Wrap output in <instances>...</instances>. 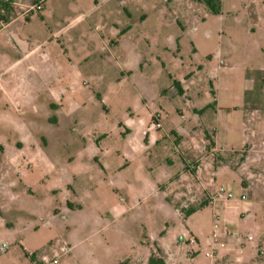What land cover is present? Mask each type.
<instances>
[{"label": "rangeland", "instance_id": "rangeland-1", "mask_svg": "<svg viewBox=\"0 0 264 264\" xmlns=\"http://www.w3.org/2000/svg\"><path fill=\"white\" fill-rule=\"evenodd\" d=\"M47 3L55 9L52 19L41 10L0 32V72L8 70L11 75L29 65L42 66L37 56L23 57L20 52L22 47H34L46 31L40 14L52 24L75 15L70 13L72 0ZM133 3L139 12L149 14V19L122 33L114 53L101 50L97 32L87 20L39 49L52 52L60 67L59 80L53 85L56 97L44 96L26 83L21 102L14 103L9 91L0 88V159L9 157L12 164H18L4 168L0 160V238L10 242L8 251L0 255V264H30L27 251H37L41 261L57 259V264H116L128 255L123 258L127 264H145L146 244L152 250L163 244L198 249L199 243L180 240L189 234L203 246L204 263L193 262L210 264L205 244L220 206L211 202L213 195L205 186L209 184L215 193L221 186L234 187L241 182V173L234 168L241 166L245 155L243 139L239 133L228 136L225 131L230 120L238 125L244 117L247 95L264 92V73L260 71L264 66V0H220L218 14L202 1L201 9L187 11L202 19L194 29L185 19H181L183 25L174 19V12L183 16L186 10L175 0L171 9L161 0ZM156 5L163 6L166 16ZM104 9L102 6L88 20ZM169 34L178 37L177 45L168 40ZM17 35L27 42H18ZM86 46L97 50L92 57L84 58ZM133 49L140 55L134 56ZM74 63L80 64L79 69ZM24 77L33 74L27 72ZM248 89L252 91L249 94ZM215 98L223 106L218 123L221 153L210 152V141L204 138L205 147L201 141L202 148L193 145L187 156L193 163L203 157L198 164L216 165L203 171L204 188L192 177L175 191L156 189L162 182L158 172L167 163L155 161L149 172L141 161V150L152 145V118L164 129H175L181 122L180 112H184L187 124H197L205 114H195L194 108L205 107ZM52 103L57 106H50ZM72 103L78 106L71 108ZM214 111L212 106L206 112ZM209 126L215 127L214 120ZM139 129L149 131L146 141ZM102 134L106 138L98 146L107 147L110 153L98 150L93 157L92 148ZM38 147L53 167L35 160L31 151ZM175 159L182 163L179 156ZM105 162L109 169L103 171L100 165ZM126 162H130L127 168L123 166ZM51 188L54 192L48 190ZM178 192L180 196L175 195ZM246 195V202H238L246 217L238 222L246 244V264H264V200L254 188ZM67 202L81 204L82 209L67 214ZM204 202L208 205L185 216V209ZM225 202L232 203H218ZM250 202L252 208L245 211L244 204Z\"/></svg>", "mask_w": 264, "mask_h": 264}, {"label": "crops", "instance_id": "crops-1", "mask_svg": "<svg viewBox=\"0 0 264 264\" xmlns=\"http://www.w3.org/2000/svg\"><path fill=\"white\" fill-rule=\"evenodd\" d=\"M161 1L163 2V5H166L169 9H171V6H173L174 4V0ZM202 1L203 0H175V2H177L181 7H184L186 10L184 12L182 11L183 16H179V14L174 12V19L178 21L180 20V25H183L181 24V19H185V23H191V28L194 29V27H197L199 25L202 19L198 16L191 14V12L188 13L187 11H192L194 7H198L199 9H201ZM40 2L42 4L41 10L45 12V16L48 19H52V17H54L55 15V9L52 4H44L47 2V0H0V32L11 28L22 18L28 20L33 14V12L24 15L23 11L28 6ZM108 4L109 7L106 8ZM145 5H147V3H145ZM102 6H105V9L100 13H97V15H95L90 20H88L89 17L94 14L97 10H99ZM135 6L133 0H92L90 3H85L83 0H72V10L70 11V13H75V15L73 16V18H71L72 16H69L70 18L66 16V19L70 20H67L66 22L61 20V23L58 22L56 24H52L51 22L47 23L46 20L40 14L39 17L42 18V22H44L46 31L40 36L39 40H37L36 45L34 47H22V49H20V52L22 53L23 57L31 55L37 56V59L42 64V66L36 68L33 65H29L24 71H18L11 75H9L8 70H3L2 72H0V88L3 90L7 89L9 91L8 93L10 99L14 103L21 102L22 97L24 96V84L26 83L34 87L36 90H41L44 96L47 95L50 97H56L58 94L57 90L53 88V85L55 81L59 80L56 74L60 67L57 65V62L53 58L52 52L44 50L39 51V49H41L44 45H46V43H48L52 39L60 36V34H62L63 32L69 30L73 25L77 24L81 20H87V23L90 24V26H92L93 29L97 32L95 35L102 45L101 50H107L109 53H114L115 46L117 45V39L123 37L122 33L131 32L134 27L138 26L139 24H144L149 19V14L145 13L144 11L139 12L138 9L134 8ZM155 9L162 11L164 8L163 6L156 5ZM163 14L166 16L164 10ZM86 37H88V35ZM168 40H174L176 43L175 45H177L178 37H176V35L169 34ZM10 41L13 44L16 43L13 40ZM17 41L21 43L27 42L24 38L19 35H17ZM134 50L135 49H133L132 51ZM35 51H37V55ZM63 51L66 52L67 55H69L67 53V49L64 48ZM74 51L75 49H72V52ZM83 51L84 58H89L92 57L97 50L93 46L89 48H87L86 46L84 47ZM139 55L140 52L138 50H135L134 56ZM119 58L121 59L122 56L120 55ZM20 60L21 58L17 59L15 62H19ZM139 65H137V67H139ZM79 66V63H74V68L79 69ZM260 71L264 73V66L260 68ZM27 72L33 74V77L26 79L24 77V74H27ZM187 77H191V74ZM262 88L264 90V87H261V89ZM181 91V87H178V92ZM249 92H252L251 89H248V94ZM212 94L215 95L214 90L212 91ZM28 97L30 99L31 96L28 95ZM214 101L216 104L214 106L215 111L213 114L211 112H206L208 109L212 108L211 105L213 102L200 109L196 107L194 108L195 114H205V119L202 118L200 120L201 122L197 124H187L184 121V112H180L181 122L178 123L175 129H164L163 125L158 119H156L155 117L152 118V123L154 125L151 129L152 145L151 147H148L145 150H141V161L143 168L148 170L149 172H152L154 170L152 167L153 162L162 159V162L164 160V162L167 163V165L160 169L158 172V174H160L159 177L162 179V182H160L158 188L156 189L162 191L169 188L170 192H172V189H174L175 191V187L177 185L183 183L186 179L192 180V177L196 180L197 184L199 183L198 185L200 186V188H204L206 183L204 184L202 181L201 175L203 171L210 168H214L216 165H208L209 167H207L206 165L201 164L202 162L198 164L199 161L203 159L202 157L200 159L194 160L196 162L194 164L197 167L191 171L189 170L187 164H189V162H192V160L188 161L187 156L189 152L191 153L193 145L199 146L201 148L204 145L205 147V139H208V137L210 136L214 141V146L210 149V152L221 153V130L218 126V123L220 121L219 111L223 109V106L220 105L219 98H215ZM244 105V117L240 118V121L237 123L238 125H234L230 120V122L228 123V130L225 131L226 135L228 136H234L236 133L240 134L241 138L243 139L242 151L245 152L244 158L242 159V163L239 168H234L230 165L225 164L223 165H225L224 167L238 169L241 173L240 184H237L234 187L230 186L234 189L237 196L242 193L246 194L247 190H249L250 188H254L256 191L259 192L260 196L262 197V200H264V92L259 93L258 91H255L252 96L249 97L247 95ZM50 106H57V104L54 105L52 103L50 104ZM74 106L77 107L78 104L72 103L71 108H74ZM213 120L215 123V127L211 128V126L209 125L213 123ZM139 131L140 136H143L146 141V135H149V131L147 132V130L145 129H139ZM103 138H106V135L102 134L97 138V144L95 145V147L92 148L93 157L96 153H98V150L101 153L103 152V154L105 155H108L110 153L107 147L103 146V148H100V146H98L101 145L98 144V142H100ZM197 139H200V141L198 142ZM201 141L203 142V145ZM233 144L234 140L230 142V145ZM129 148L132 151V148ZM235 151L238 150H234V152ZM31 152L34 154L35 160L37 159L40 162L45 161V163H47L49 167L54 166L48 161L49 159L44 156L45 152L42 148L38 147L34 149V151L32 150ZM176 156H179L182 159L181 164L177 163L175 159ZM0 160L4 168H6L7 165L10 166L12 164V161L9 159V157L1 158ZM14 164L12 165L18 167V164ZM128 164H130V162H126L123 166L127 168ZM176 164H178V166L176 167V171L173 172L172 170H175L174 166ZM28 166L30 167L31 165L29 164ZM100 166L103 171L109 169V165L106 162L102 163ZM205 187L211 191V196L214 195V190L211 189L209 184H207ZM48 190L54 192L52 188ZM27 191L29 192L30 190L27 189ZM180 194L181 193L178 192L175 195L180 196ZM10 196L16 197L18 195L11 194ZM247 199L244 200V202H246ZM238 202H241V199L237 198L233 200L232 203L230 202L229 205L221 203L219 212L229 221L231 227L235 229L234 231L236 235L233 237L223 238V240L227 242V247L219 251L218 260L215 264H246V244L243 241L241 233L238 229L239 219L246 217ZM252 206L253 204L251 202L245 203L244 210L249 211ZM75 208L82 209V205L80 204L74 206L71 202H67L65 211L67 214L73 213ZM57 212V209L54 210V214H56ZM211 238L212 233L208 237L205 247L208 248L210 246ZM196 240V243H199L198 249H174L173 247L163 244L160 250L164 254L168 264H187L189 261L195 263L193 261L196 260L199 263H204L202 258L203 253L201 250L203 248L202 243L198 238H196ZM146 245H148L149 252L145 258H142V260L144 259L143 261H147V258L151 252L158 251L150 249L149 244ZM30 252H34L33 258L31 257L30 259V264H42L43 261H41L38 257V252ZM261 253L263 252L260 251V254ZM130 256L131 255L124 257L129 258ZM123 258H121L116 264L122 262L124 260Z\"/></svg>", "mask_w": 264, "mask_h": 264}, {"label": "built area", "instance_id": "built-area-1", "mask_svg": "<svg viewBox=\"0 0 264 264\" xmlns=\"http://www.w3.org/2000/svg\"><path fill=\"white\" fill-rule=\"evenodd\" d=\"M42 9V4L35 3L33 5L28 6L24 11L23 14H29L32 12L39 13ZM189 170H193L197 166L193 162H189L187 164ZM246 200L247 195L245 193L240 194L239 196L236 195L233 188L230 186H221L212 196V203L221 206V203H218L219 200L224 201H233L235 199ZM226 204V202H225ZM214 228L212 232L211 243L209 246V250L206 251L205 256L210 259V264H215L218 260V253L221 249H225L227 247V242L223 240V238L233 237L235 236V231L229 224V221L219 212L217 211L214 215ZM180 240L185 241L189 244H194L197 242L196 237L194 235H187L180 236ZM10 248V242L6 239H0V255L4 254ZM28 257H33L34 252H27ZM57 259H52L49 261L43 260L42 264H57ZM195 264V263H192Z\"/></svg>", "mask_w": 264, "mask_h": 264}, {"label": "trees", "instance_id": "trees-1", "mask_svg": "<svg viewBox=\"0 0 264 264\" xmlns=\"http://www.w3.org/2000/svg\"><path fill=\"white\" fill-rule=\"evenodd\" d=\"M203 1L209 6V8L214 13H217V14L220 13V0H203ZM215 104H216L215 101H213L211 106H215ZM208 140L210 141L208 149H211L214 146V141L212 140L211 137H208ZM207 205H208L207 202H204L200 205H192L188 209L184 210L185 216L189 217ZM118 264H127V263L125 261H122V262H119ZM146 264H168V263H167V260L164 254L159 249L158 251L150 253V255L147 258Z\"/></svg>", "mask_w": 264, "mask_h": 264}]
</instances>
